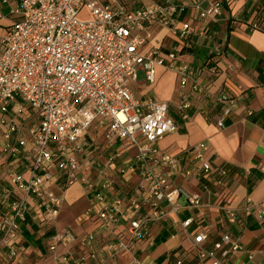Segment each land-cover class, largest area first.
I'll return each mask as SVG.
<instances>
[{
  "label": "built area",
  "instance_id": "obj_1",
  "mask_svg": "<svg viewBox=\"0 0 264 264\" xmlns=\"http://www.w3.org/2000/svg\"><path fill=\"white\" fill-rule=\"evenodd\" d=\"M8 1L0 0V11ZM188 6L185 1L132 8L119 0H18L11 9L17 18L3 36L0 51V157L5 165L0 179V243L9 247L11 259L26 250L22 238L27 222L53 223L47 247L55 264H90V258L103 253L67 256L80 239L70 229H57L55 220L66 190L74 184L82 186L88 200L82 220L93 219L109 233L106 249L128 252V264H145L133 244L182 207L202 206L198 194L169 179L196 174L204 187L226 183L230 171L213 167L207 142L194 147L190 165L162 150L158 142L177 130L169 104L153 96L138 98L129 88L139 70L152 83L163 66L176 70L181 86L191 84L192 92H207L209 85L195 77L189 63H177L178 52L164 53L161 45L152 43L151 25L157 21L181 38L190 35L191 23L180 22ZM193 6L203 18L215 19L221 12L220 0L205 9L199 0ZM213 102L220 109L217 125L223 128L238 108V98L220 92ZM190 107L185 101L179 108L186 115ZM252 114L249 109L243 117ZM116 174L122 184L133 177L138 180L129 192H119ZM224 208L228 222L235 223L237 213ZM253 215L264 228V202ZM192 220L186 218L182 226ZM123 224L125 236L117 233ZM95 238L91 231L80 241L85 245ZM192 239L201 263L227 264L231 254L245 248L229 232L211 247L204 244L208 234L203 230ZM63 246L67 252L60 251ZM248 258H253L251 251Z\"/></svg>",
  "mask_w": 264,
  "mask_h": 264
},
{
  "label": "crops",
  "instance_id": "obj_2",
  "mask_svg": "<svg viewBox=\"0 0 264 264\" xmlns=\"http://www.w3.org/2000/svg\"><path fill=\"white\" fill-rule=\"evenodd\" d=\"M119 1L137 8L162 0ZM169 1L188 2L189 6L180 16V22H190L192 32L187 38H181L157 21L151 25V29H155L152 43L161 45L164 53L178 52L177 63H189L195 70V77L202 84L209 85L207 92H192L191 84L181 86L176 70L163 66L157 68L156 79L152 83L147 81L144 71L139 70L138 79L131 81L129 88L138 98L153 96L169 104V116L176 122L177 130L166 134L158 142L162 150L177 155L183 165H190L194 147L200 142H207V158L213 167L226 166L230 173L226 183L218 187L213 184L204 187L196 174L189 177L176 175L169 179L172 184L183 187L191 194H198L202 206L182 207L167 220L153 224L150 233L133 244L134 253L145 264H178L179 258L181 264H198L193 235L205 231L208 239L204 244L211 247L223 232H229L245 248L231 254L227 264H264V228L253 215L259 212L260 203L264 202V20L261 28L251 24L264 11V0H232L228 9L221 4V12L215 19L200 17V11L193 6L196 0ZM199 1L204 9L215 2ZM17 3L18 0H9L0 11V51L3 36L17 18L16 14L11 13ZM212 65L216 66V72ZM220 92L239 101L238 108L226 119L223 128L217 125L220 109L213 102L214 95ZM185 101L191 103L186 115L179 108ZM249 109L253 114L243 117ZM4 171V160L0 157V179ZM115 179L119 192L121 189L129 192L138 180L133 177L122 184L118 174ZM179 203L184 205L182 198ZM87 205L88 200L81 185L74 184L66 190L65 202L55 226L57 229L63 226V229L72 230L80 240L91 231L96 238L85 245L79 240L72 246L71 252H67L64 246L60 247V251L67 252L70 259L72 255L82 252L102 251L101 255L90 258V264H128V252L114 254L106 249L110 236L105 228L97 226L93 219L82 220ZM248 205H253L250 211L246 209ZM224 207H230L237 213L235 223L228 222ZM189 217L193 218L192 223L184 228L181 222ZM28 228L32 235V227ZM117 233L125 236L126 225H121ZM48 236L43 235L42 231L30 239L23 235L22 241L27 240L29 247L26 246L25 252L14 259L9 257V247L0 243V261L55 264L47 247ZM249 251L253 253L252 259L248 258ZM200 264H209V261Z\"/></svg>",
  "mask_w": 264,
  "mask_h": 264
},
{
  "label": "trees",
  "instance_id": "obj_3",
  "mask_svg": "<svg viewBox=\"0 0 264 264\" xmlns=\"http://www.w3.org/2000/svg\"><path fill=\"white\" fill-rule=\"evenodd\" d=\"M168 2H171V1H169V0H162V1H160V2H156V3H159V4H166V3H168ZM220 2H221V4H222V6L224 7V8H226V9H228L229 8V5H230V3L232 2V0H220ZM264 20V11H262V13H261V15H260V17H259V19H257L256 21H254V22H252L251 24H253V26L255 27V28H261V26H262V21ZM211 68L213 69V71L214 72H216V66L215 65H212L211 66ZM25 227H32L31 229H32V235L34 236V234L36 235V234H38L40 231H42V234L43 235H50L52 232H53V230H54V225H53V223H50V222H46V223H44V224H42V225H40V226H38V225H33V224H31L30 222H27V223H25L24 225H23V235L24 236H27V238L28 239H30V238H32L33 236L32 235H30V233H29V228L27 229H24ZM49 237V236H48ZM23 242V245L26 247H29L28 245H26L27 244V240H24V241H22ZM195 257H196V259H199L198 258V256L195 254ZM198 264H200L201 262H200V260H197L196 261Z\"/></svg>",
  "mask_w": 264,
  "mask_h": 264
},
{
  "label": "rangeland",
  "instance_id": "obj_4",
  "mask_svg": "<svg viewBox=\"0 0 264 264\" xmlns=\"http://www.w3.org/2000/svg\"><path fill=\"white\" fill-rule=\"evenodd\" d=\"M83 14H84V15H82V17H87L86 12H83ZM158 29H159V28H158ZM158 29H156V31H157ZM151 30H152V37H153V36H154V33H155V29L153 30V28H152ZM147 48H148V47L145 46V47L143 48V50L146 51ZM140 77H142V73H140ZM179 83H180V82H179ZM101 139H102L101 137L98 138V140H101ZM116 146H118V144H116ZM128 158H130V157H128ZM124 191H125V190L121 189V192H124ZM63 228H64L63 226H59V229L63 230ZM0 264H13V262L10 261L9 263H6V262L3 263L2 261H0Z\"/></svg>",
  "mask_w": 264,
  "mask_h": 264
}]
</instances>
